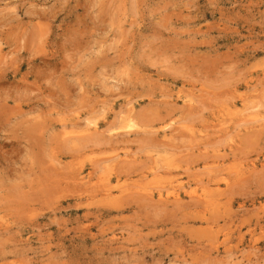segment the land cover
<instances>
[{
	"label": "rangeland",
	"instance_id": "rangeland-1",
	"mask_svg": "<svg viewBox=\"0 0 264 264\" xmlns=\"http://www.w3.org/2000/svg\"><path fill=\"white\" fill-rule=\"evenodd\" d=\"M263 126L264 0H0V264H264Z\"/></svg>",
	"mask_w": 264,
	"mask_h": 264
},
{
	"label": "bare ground",
	"instance_id": "bare-ground-1",
	"mask_svg": "<svg viewBox=\"0 0 264 264\" xmlns=\"http://www.w3.org/2000/svg\"><path fill=\"white\" fill-rule=\"evenodd\" d=\"M5 57H6V56H5ZM2 74H3V73H2ZM255 108H256V107H255ZM252 110H253V109H252ZM98 112H99V111H98ZM257 116H258V115H257ZM89 117H90V116H89ZM131 118H132V117H131ZM258 118H259V117H258ZM87 121H88V120H86V122H87ZM91 121H92V120H91ZM91 121L89 120V122H91ZM255 121H256V120H255ZM258 122H259V121H258ZM259 123H260V122H259ZM95 124H96V122H95ZM134 124H135V123H134ZM87 125H88V123H87ZM90 126H91V125H90ZM98 126H100L99 123H98ZM124 126H125V125H124ZM33 127H34V126H33ZM259 127H260V126H259ZM261 127H262V126H261ZM263 127H264V126H263ZM90 128H92V127H90ZM99 128H100V127H99ZM122 128H123V127H122ZM122 128H121V129H122ZM126 128H127V126H126ZM129 128H133V127L131 126V127H129ZM134 128H135V127H134ZM87 129H88V128H87ZM85 130H86V129H85ZM94 130H95V129H94ZM97 130H98V129H97ZM97 130H96V131H97ZM119 130H120V129H119ZM132 130H134V129H132ZM86 131H87V130H86ZM88 131H90V130H88ZM123 131H124V130H123ZM134 131H135V130H134ZM78 132H79V131H78ZM80 132H81V131H80ZM83 132H84V129H83ZM92 132H93V131H92ZM110 132H111V131H110ZM125 132H127V131H125ZM128 132H129V131H128ZM112 136H113V135H112ZM202 137H204V136H202ZM204 139H205V138H204ZM86 144H87V143H86ZM63 148H64V147H63ZM65 148H66V147H65ZM57 160H58V159H57ZM46 166H47V165H46ZM157 176H158V175H157ZM160 179H161V178H160ZM211 179H212V178H211ZM216 179H217V178H216ZM87 182H88V181H87ZM216 182H217V181H216ZM216 186H217V185H216ZM184 188H185V187H184ZM217 188H218V186H217ZM217 188H216V189H217ZM219 188H220V187H219ZM219 188H218V189H219ZM166 189H167V188H166ZM169 189H170V188H169ZM169 189H168V191H169ZM176 189H177V188H176ZM202 189H203V188H202ZM213 189L215 190V188H213ZM172 190H173V189H172ZM174 190H175V189H174ZM174 190H173V192L176 193ZM194 190H195V189H194ZM196 190H197V189H196ZM204 190H205V189H204ZM209 190H210V189H209ZM179 191H180V190H179ZM198 191H199V190H198ZM201 191H202V190H201ZM160 192H161V191H160ZM177 192H178V191H177ZM189 192H190V191H189ZM204 192H208V191L205 190ZM174 193H173V194H174ZM186 193H187V191H186ZM186 193H185V194H186ZM209 193H210V192H209ZM177 194H179V192H178ZM177 194H176V195H177ZM187 194H189V193H187ZM190 194H191V193H190ZM192 194H193V193H192ZM194 194H195V193H194ZM197 194H198V193H197ZM197 194H196V195H197ZM215 194H216V193H215ZM114 195H115V194H114ZM163 195H164V194H163ZM180 195H181V193H180ZM203 195H204V194H203ZM169 196H170V195H169ZM169 196H168V197H169ZM171 196H172V195H171ZM177 196H179V195H177ZM193 196H195V195H193ZM214 196H216V195H214ZM221 196H222V195H221ZM221 196H220V197H221ZM189 197H191V196L189 195ZM197 197H198V196H197ZM197 197H196V198H197ZM199 197H201V196H199ZM160 198H161V197H160ZM166 198H167V197H166ZM179 198H180V197H179ZM179 198H177V199L179 200ZM194 198H195V197H194ZM221 198H222V197H221ZM111 200H112V198H111ZM117 200H118V199H117ZM173 200H175V199H173ZM181 200H182V199H181ZM191 200H193V199H191ZM197 200L200 201V200H203V199H200V198H199V199H197ZM216 200H219V199H216ZM162 201H163V200H162ZM212 201H213V200H212ZM229 201H230V200H229ZM217 202H218V201H217ZM168 204H169V203H168ZM197 204H198V203H196V205H197ZM203 204H204V203H203ZM203 204H201V205H203ZM185 206H186V205H185ZM208 207H209V206H208ZM197 209H198V208H197ZM205 209H206V208H205ZM203 260H204V259H203ZM205 262H206V261H205Z\"/></svg>",
	"mask_w": 264,
	"mask_h": 264
}]
</instances>
